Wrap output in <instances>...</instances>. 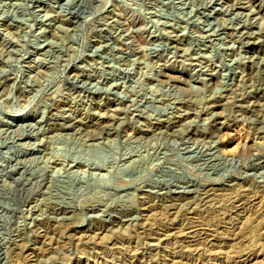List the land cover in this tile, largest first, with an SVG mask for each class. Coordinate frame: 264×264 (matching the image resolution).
Instances as JSON below:
<instances>
[{"label":"rangeland","instance_id":"1","mask_svg":"<svg viewBox=\"0 0 264 264\" xmlns=\"http://www.w3.org/2000/svg\"><path fill=\"white\" fill-rule=\"evenodd\" d=\"M0 264H264V0H0Z\"/></svg>","mask_w":264,"mask_h":264}]
</instances>
